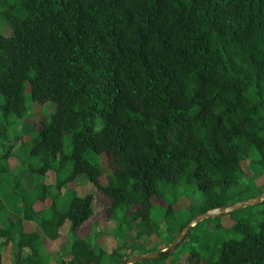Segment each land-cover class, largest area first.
Wrapping results in <instances>:
<instances>
[{
  "label": "trees",
  "instance_id": "trees-1",
  "mask_svg": "<svg viewBox=\"0 0 264 264\" xmlns=\"http://www.w3.org/2000/svg\"><path fill=\"white\" fill-rule=\"evenodd\" d=\"M3 26L11 30L0 32V238L13 251L0 264H100L103 256L119 264L136 220L137 237L157 250L169 244L153 198L166 203L161 218L177 232L246 192L238 173L252 150L264 174V0H0ZM29 101L55 109L31 134L10 136ZM102 154L111 170L105 182ZM23 168L52 183L27 190ZM79 174L105 196V219L121 213L110 252L92 243L101 234L92 232L95 195L73 194L61 211L51 191ZM230 215L238 236L197 235L188 264H264V215L255 226ZM66 219L68 260L44 248ZM182 241L153 262L175 264Z\"/></svg>",
  "mask_w": 264,
  "mask_h": 264
},
{
  "label": "rangeland",
  "instance_id": "rangeland-1",
  "mask_svg": "<svg viewBox=\"0 0 264 264\" xmlns=\"http://www.w3.org/2000/svg\"><path fill=\"white\" fill-rule=\"evenodd\" d=\"M10 30H11L10 26L0 27V32L6 33V34H9ZM28 104L30 107V111L28 112L29 113L28 117L20 121L16 127H13L12 129H10V133H9L10 136L16 132H19L21 134H31V132L35 131L36 128L39 127L40 119L45 115H49V113L55 109V104H53L52 102L39 103V102L29 101ZM27 131L28 133H26ZM64 142H65V147H64L65 150H68L69 148H71L69 145V136L66 134L64 136ZM12 150H13V153L14 152L16 153V146L13 147ZM106 158L107 156L105 154H102L100 158L98 159L101 165L102 171H103L102 176H101L102 182H105L110 177V174H111V170L108 167ZM92 159L97 161V159L94 156H92ZM9 160H10L11 169H14L16 162L18 165V161L14 157H11ZM256 161H257V154L254 150H252L249 158L241 162L242 172H239L238 176L240 178V181L247 188V190L245 193L238 195L236 198V201H242V200L249 199L264 190V174L260 175V173H262V170ZM53 164L55 165L56 162ZM90 185L94 189L93 192L95 193V196H94L95 204L93 205L95 207L94 212H95L96 218L98 219L96 222L102 221V224H101L102 227L105 230H107L111 226L110 225L111 221H107V219H105V209L102 206L104 203V200L103 202H101L102 199L99 200V196L103 197L104 199L106 198L105 196L100 194L96 190V188H94L91 182H90ZM74 189L79 195L85 194L84 189L81 187H74ZM191 189H194V187L188 188L187 191L189 192ZM229 192L232 193L234 192V190L230 188ZM256 192L258 193L256 194ZM1 196H3L2 193H1ZM178 199L181 200V203L178 204L179 207L181 206L183 207L188 204V199L184 197L182 193L181 195L179 194ZM153 202H155V207L151 211L153 219L159 224L162 235H164L165 239L171 242L172 238L174 237V233L177 234L178 231L172 232L173 234H171V228L165 225L161 218L162 210H163V207L166 205V203L160 198H153ZM263 209H264V204L250 205V206H246L244 208L238 209V210H234V216L237 215L238 217L239 215L240 217L244 219L245 222L255 226L256 220H258L261 216L264 215V212L262 211ZM230 213L231 212L223 214L221 216L210 217V218L204 219L192 227V230L189 231L186 238L182 241L181 246H179L175 250V253H174V255L176 256H179L181 254V264H188L186 253L188 252L189 246L195 243L197 235L214 236V235H217V233H220L222 234L223 237L238 236V234L233 230L232 225L234 221ZM174 216L178 221L184 222L187 217V213L184 211H179L175 213ZM218 222L220 223V226H221L220 229L217 228V225H216ZM97 229H98L97 227L94 228V230H97ZM130 239H131L132 244L127 249H129L131 252L136 251L139 248L147 249L152 246L155 248V244L153 243V241L149 238V240L151 241L149 242L145 236L137 237V238H130ZM196 249L199 251L202 250L201 247H198V246L196 247ZM155 250L156 249H154V251ZM12 251H13L12 243L3 244V239L0 238V254L2 255V260L4 263L11 262Z\"/></svg>",
  "mask_w": 264,
  "mask_h": 264
},
{
  "label": "crops",
  "instance_id": "crops-1",
  "mask_svg": "<svg viewBox=\"0 0 264 264\" xmlns=\"http://www.w3.org/2000/svg\"><path fill=\"white\" fill-rule=\"evenodd\" d=\"M28 133V131L26 132ZM17 162L16 165L14 166V169H11L10 167V160H9V167L10 170L12 172L15 171L16 167H17ZM17 175L21 178V180L23 181L24 186L26 187L27 190H31L35 187V185L38 182L43 181L44 183H52V177L49 175H46L45 177H41L40 175L37 174H33L30 173L27 169L23 168L21 170L18 171ZM94 186V185H93ZM74 187H81L84 189V193L88 194V193H93V195H95V193L93 192V188L90 185V181L87 179V177L83 174H79L75 181L72 183H67L61 186V188L59 190L55 189L54 187L51 188L52 193L57 194V198H56V203L58 208L61 211H64L67 208V205L72 197L73 194H76L78 196H83V195H79L76 190L74 189ZM95 188V186H94ZM95 200H92L91 203V207L93 210H95V207L93 204H95L94 202ZM153 202V199H152ZM50 204V199L47 198L45 200V204L44 206H48ZM153 204H155V202H153ZM97 208V207H96ZM20 213V212H19ZM18 213V215H19ZM120 214L118 213L116 215H114L113 217L107 219V221H111L110 222V228L105 230L102 227V221H98L97 224H95L92 228V232L94 231H101V234L98 235L93 241L92 243H94L97 247L105 250L106 252H110L112 249L116 248L117 246V240L114 239V237L112 236V231L114 230L117 221L120 218ZM18 215L16 214H12L11 213V219H16L18 217ZM105 221V220H104ZM103 221V222H104ZM25 228H27L28 230H36V225L31 222V221H25L24 222ZM98 228L97 230H94V228ZM171 228V227H170ZM141 229V223L139 220H136L133 223V227L130 231H127L125 233V235L123 236V239L127 242V247L125 249H123L120 254L121 256L124 258L131 256V255H135V254H143V253H148L151 251H154L155 248L149 247L147 249H143V248H139L136 251L131 252L129 249H127L131 244V239L130 238H137V232ZM110 232V234H109ZM172 232L173 229L171 228V234H173ZM108 233V234H107ZM59 238L56 241H52V240H48L46 239L44 241V248L48 251H50L51 253L53 252H57L58 254H54V256H60L62 257L64 260H68L70 258V254H69V241L68 239L71 238V232H70V221L68 219H66L63 224L59 227ZM176 235V234H175ZM174 235V236H175ZM146 237V236H145ZM147 238V237H146ZM165 238V237H164ZM173 239V238H172ZM147 240L149 242H151L148 238ZM172 241V240H171ZM170 243V242H169ZM159 247L164 246V241H159L158 244ZM157 250V249H156ZM42 253H44L43 249H42ZM53 256V258H54ZM122 259V260H123ZM142 263V262H140ZM100 264H113V262H111L109 260L108 257L103 256L100 260ZM138 264V263H135ZM144 264H160V263H155L153 262V260L150 261H145ZM175 264H181V254L180 256H177V260Z\"/></svg>",
  "mask_w": 264,
  "mask_h": 264
},
{
  "label": "water",
  "instance_id": "water-1",
  "mask_svg": "<svg viewBox=\"0 0 264 264\" xmlns=\"http://www.w3.org/2000/svg\"><path fill=\"white\" fill-rule=\"evenodd\" d=\"M263 200H264V190L249 199L242 201H235L232 203H228L219 207L209 209L202 213H198L192 216L188 220L186 225L181 230L178 231V233L173 237L172 241L166 247L148 253L128 256L124 258L119 264H135V263L158 259L160 256L164 254H170L171 252L174 251V249L178 246V244L185 238V236L189 233L192 227L196 225L198 222L210 217L221 216L223 214L244 208L246 206L259 204Z\"/></svg>",
  "mask_w": 264,
  "mask_h": 264
}]
</instances>
